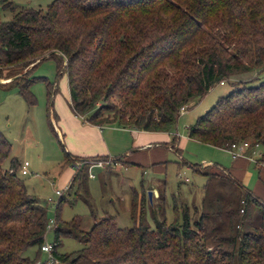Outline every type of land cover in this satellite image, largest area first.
Returning a JSON list of instances; mask_svg holds the SVG:
<instances>
[{"label": "trees", "instance_id": "16d2710c", "mask_svg": "<svg viewBox=\"0 0 264 264\" xmlns=\"http://www.w3.org/2000/svg\"><path fill=\"white\" fill-rule=\"evenodd\" d=\"M0 6L12 12L0 21V77L11 78L1 85L17 87L34 105L32 83L45 80L48 95L54 84L31 71L54 57L58 72L66 74L72 110L101 126L117 121L169 132L180 108L215 84L264 69V0H52L46 9L0 0ZM256 78L237 81L219 96L187 126V136L220 148L243 140L264 148V79L253 83ZM10 150L0 130V264H48L38 259L46 208L17 174V157L3 167ZM198 172L208 179L220 176ZM238 185V206H225L213 195L192 210L175 196L181 217L171 222L159 190L154 227L142 222L144 204L137 194L132 213L139 220L131 227L103 216L82 230L77 218L64 221L57 211L51 256L60 264H264V202ZM62 201L60 195L58 210ZM191 212L198 215L192 218ZM65 237L82 247L58 253ZM31 247L37 248L33 258L25 255Z\"/></svg>", "mask_w": 264, "mask_h": 264}, {"label": "rangeland", "instance_id": "374dc122", "mask_svg": "<svg viewBox=\"0 0 264 264\" xmlns=\"http://www.w3.org/2000/svg\"><path fill=\"white\" fill-rule=\"evenodd\" d=\"M11 1L16 6L46 9L52 0ZM11 15L10 10L0 6V21L10 19ZM31 73L35 76H44L56 89L51 86L49 89L51 94L48 95L45 80L36 79L30 86L36 103L28 105L18 93L17 87L0 84V130L11 142L10 154L3 161V167H9L12 156L17 157L21 163L28 161L29 173L23 175L18 169L17 174L26 183L28 192L46 208L48 220H54L58 211L64 221L77 218L82 230H89L93 223L103 216L114 217L121 227H131L139 220L138 215L132 213V202L134 195L137 194V198L140 196L144 204L142 222L154 227L152 212L159 200L154 197L152 203L149 201L147 190L150 189L148 186L150 183L164 194L160 203L165 206L164 217L167 222L181 217L180 206L174 209L175 196L178 202H186L192 210L194 205L200 209L203 197L213 195L222 197L225 206H238L241 189L233 180L225 177L222 170H215L206 162L226 165L230 161V155L223 149L199 141H187L183 144L182 140L187 136V126L210 108L219 96L233 89L237 81H247L257 76L253 83L260 82L264 79V69L231 76L223 84H215L204 96L188 105L186 110L179 114L174 128L170 131L173 134L171 136H175L180 143V149L168 148L167 143H163V150L167 153L163 161L145 165L125 164L122 161L120 166V160L112 159L102 167H92L91 172L94 175L92 177L88 176L86 165L73 181L71 179L75 169L67 156L63 141L56 134L55 122L50 116L53 94L64 100L67 98L66 74L58 72L54 57L41 60L33 67ZM112 123L104 124V127L107 129L116 127ZM128 138L126 134H119L113 138L112 148L121 149L128 142ZM175 138L172 143L175 142ZM160 148H156L155 151L160 152ZM96 159L105 161L104 158ZM200 170L218 173L220 176L208 179L206 175L198 172ZM69 184L70 187L65 189V185ZM56 189H59L61 194H56ZM60 195L63 201L58 210L57 202ZM191 214L193 218L198 212ZM53 231L52 228H47L45 242L52 244ZM81 247V243L76 239L65 237L61 239L57 252L72 253ZM36 251V247H31L26 250L25 255L33 258ZM38 259L40 263H44L48 255L40 253Z\"/></svg>", "mask_w": 264, "mask_h": 264}, {"label": "crops", "instance_id": "0c3cea01", "mask_svg": "<svg viewBox=\"0 0 264 264\" xmlns=\"http://www.w3.org/2000/svg\"><path fill=\"white\" fill-rule=\"evenodd\" d=\"M7 80L8 78L0 77V84ZM50 116L55 122L58 138L63 141V146L71 157L116 159L120 160V166L123 162L125 164L145 165L163 161L167 155L166 150H163V143H167L168 148L180 149V143L175 136H171L173 134L170 131L138 130L129 126L123 127L117 121L112 123L116 127L113 126L108 130L104 125L84 121L80 115L75 114L72 110L69 91L66 100L60 98L57 94H53V100L50 103ZM119 134H126L129 140L121 149L115 147L113 149V138L118 137ZM174 138L175 142L172 143ZM187 141L197 140L186 136L182 142L186 144ZM156 148H160V152H156ZM220 149L225 150L230 155L231 158L228 164L206 162L211 164L215 170H222L229 175L237 187H239L238 183L242 184L245 188L251 190L259 200L264 202V157L262 156L264 148L260 145L256 148L250 147L243 155L235 158L225 148ZM148 186L153 190V199L154 197L157 198L158 189L152 183Z\"/></svg>", "mask_w": 264, "mask_h": 264}, {"label": "built area", "instance_id": "2783aa9c", "mask_svg": "<svg viewBox=\"0 0 264 264\" xmlns=\"http://www.w3.org/2000/svg\"><path fill=\"white\" fill-rule=\"evenodd\" d=\"M223 82L221 81L220 84H222ZM186 110L185 107H181L180 108V113H183L184 111ZM259 144L258 143H255L254 145H251L249 141L247 140H243V141H240V142H234V143H231L229 147L225 148L233 158L235 157H238V156H241L244 154V152L250 148V147H258ZM105 161H102V160H99V159H96V158H89V159H81V158H75L73 161H72V166L73 168L75 169V171H77L78 169L82 168V166L84 164L87 165V172H88V176L92 177L94 176L93 173L91 172V169L92 167L94 166H103L104 163H108V162H111L112 159H104ZM28 161H24L22 163H20V167H19V170H20V173L21 174H28L29 173V170H28ZM65 188H68V186H65ZM56 194H61V191L59 189H56ZM54 225V220H48V223H47V228L48 229H51ZM51 244L50 243H47L45 242L42 246H41V251L45 254L48 255V260H47V263L48 264H60L57 260H55L52 256H51Z\"/></svg>", "mask_w": 264, "mask_h": 264}, {"label": "water", "instance_id": "95a60500", "mask_svg": "<svg viewBox=\"0 0 264 264\" xmlns=\"http://www.w3.org/2000/svg\"><path fill=\"white\" fill-rule=\"evenodd\" d=\"M42 59V58H41ZM41 59H38V60H36L35 62H38L39 60H41ZM34 62V63H35ZM9 79H11V78H9ZM8 79V80H9ZM147 194H148V198H149V201L152 203V200H153V190H151V189H149V190H147Z\"/></svg>", "mask_w": 264, "mask_h": 264}]
</instances>
